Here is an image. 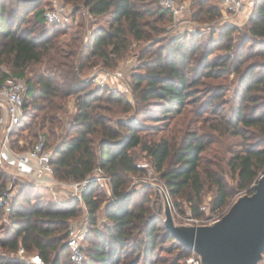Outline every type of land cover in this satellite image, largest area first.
I'll return each mask as SVG.
<instances>
[{"label": "trees", "instance_id": "1", "mask_svg": "<svg viewBox=\"0 0 264 264\" xmlns=\"http://www.w3.org/2000/svg\"><path fill=\"white\" fill-rule=\"evenodd\" d=\"M9 1L0 0L1 81L12 75L29 86L24 116L12 133V150L29 151L40 135L35 136L29 148L26 142L20 144L22 136L15 138L19 132H33L50 125L47 136L43 135L57 141L50 150L58 179L84 181L100 167L111 180L114 201L105 206L110 225L105 235L96 234L100 244H92L86 264H186L192 251L172 236L160 211L153 214L144 201L131 208L137 188L124 199L131 187V176L145 172L138 165L134 151L140 149L147 155L175 205L187 203L193 217L204 216L202 205L207 185L214 189L211 213L231 208L235 187L224 176L222 163H211L222 172L218 175L211 165L203 163V155L220 134L246 140L248 131H255L256 138L264 141V63L247 64L255 57H264V0L255 1L240 42H235L233 37L237 28L227 25L218 38L212 34L204 44L199 34H193L190 38L168 39L164 45L159 41L141 50L140 59L149 55V60L143 66L145 73L132 76L134 101L139 106L145 103L155 107L161 115L150 118L156 122L181 114L196 96L193 89L205 80H219L231 74L239 77L237 105L231 115L217 105L225 99L224 90L211 87L196 120L190 121L188 117L183 120L185 124L189 121L188 125L178 123L171 136L160 139L146 138L139 126L127 119L113 124L109 114L138 112V109L122 92L93 87V81L80 77L87 68L98 65L110 68L133 42L151 41L160 36L167 17L172 15L157 7L159 0H65L82 3L91 15H108L112 20L110 27L98 30L87 45L73 38L60 46L56 39L61 29L45 31L46 11L40 8V0H16V6H10ZM211 1L192 0L196 15L221 17L218 7L207 6ZM31 17L35 19L34 27H25ZM216 51L225 54L213 57ZM3 66L9 71L2 73ZM71 97H75L76 112L70 127L58 136L54 130L60 124L58 113L66 111L67 99ZM31 111L37 112L36 118L42 113L41 118L34 121ZM196 121L200 128L193 127ZM228 166L231 177L237 180L236 189H250V195L253 194V185L264 175V142L232 152ZM95 188L92 185L83 195L92 225H96L102 208V202L94 196ZM3 189L1 184L0 195ZM142 189L147 200L153 190ZM27 202V206L18 200L13 204L10 216L14 238L3 246L13 252L20 247L35 250L45 264H51L53 259L54 264H62L66 256L75 264L67 241L70 222L81 211L78 203L71 208L49 209ZM159 250L170 254L177 251V256L166 260L159 256ZM0 264L27 263L0 258Z\"/></svg>", "mask_w": 264, "mask_h": 264}, {"label": "rangeland", "instance_id": "2", "mask_svg": "<svg viewBox=\"0 0 264 264\" xmlns=\"http://www.w3.org/2000/svg\"><path fill=\"white\" fill-rule=\"evenodd\" d=\"M40 1V8H43L46 12L49 10L62 9L63 14L69 17V22L63 25H50L48 23L45 24L44 28L47 32L49 30L53 31L55 28L61 29L56 39L58 42L57 45L59 46L64 43L68 44L73 38H77L80 43L83 42L84 45H87L94 38V35L98 30H105L110 27L112 20L110 16H93L82 3H67L65 0ZM177 1L180 3H187L188 12L184 14V16L179 20L176 27L173 18L167 17L165 30L160 36L155 37L151 41L133 42L130 45L128 52L124 54V56H122L119 60H117L118 62H113L110 68L107 69L106 67H103V65H98L94 69H85L80 76L81 79L88 81L97 75L103 76V73H108L112 76L118 72H121L123 74L122 81L112 79L110 76V78H108V80H106L103 84H99L97 81H94L93 87L108 88L112 92H122L125 96H127V98L133 102L135 110L138 109V112L131 111L129 113H117L115 115L109 114L108 116L112 119L113 124L122 119H127L134 122L139 126L142 134L146 138L154 137L155 139H160L163 136L169 137L171 136L173 129L178 126V123H180L179 126L182 123L185 124L183 120H186L188 117L190 121H195L196 113L205 103V97L207 96V92L211 87L222 88L224 90L223 92L225 93V99L221 102H218L217 105H219L220 109L225 111L226 114L231 115L235 110V106L237 105L235 98L238 92L239 77L236 74H231L228 77L219 80H205L203 85L193 89L196 96L194 99H190L189 105L186 107V109L179 115L167 117L168 119L166 120L161 119L158 122L153 121L150 118L152 115H161L158 113L157 109L153 106L149 107V104L143 103L139 106V104L135 103L132 90V76L134 74L145 73L143 66L146 64L145 62L149 60V55L146 56L144 60L140 59V56H142L140 55L141 50L154 46L159 41L163 42L162 45H164L168 39L190 38L193 34H199V36H201L200 42L204 44L206 41H209V38L212 34L218 38L220 33L223 32L224 27L227 25L237 28L238 31L233 34V37L236 40L235 42H240L242 35L247 31L249 19L252 15L256 0H246L248 9L243 15H235L233 12L225 9L220 0H212L207 6H216L220 9L221 17L217 19H211L209 14H206V16H197L192 5V0ZM9 4L10 6H16V0H10ZM157 7L163 8L161 0L158 1ZM34 24L35 19L31 17L25 27H34ZM220 54L225 53L224 51H216L213 57ZM255 62L259 64L264 63V57H255L248 61L247 64ZM1 70L2 73L9 71L7 66H3ZM1 78L2 74L0 75V86L2 84ZM193 101H196V103ZM66 104V111L58 113L60 124H57V127L54 128L58 136L70 127L73 119L72 117L76 112L75 97L67 99ZM2 113L3 108L0 105V116ZM31 113L32 119H34V121H37L38 118H41L42 116V113H38V118H36L34 116L37 112L31 111ZM189 123V121H186L185 126ZM49 127L50 125H47L45 129L39 128L34 129L33 132L28 130L19 132L18 135H15V138H17V136H22L20 144H25L26 142L30 148L31 144L34 142L35 136L38 134L46 135L48 133ZM193 127L200 128V125L196 121ZM146 129L148 130L146 131ZM255 134V131H248V137L246 140L228 135L225 136L223 134H220L218 137L216 135L214 143L210 145L208 151L203 155V163L206 165H211V163H222L224 168V176L226 177L228 183L235 187V193L231 202V206L241 197L250 195V189H236L237 180L231 177L228 164L232 159V152H238L243 146H258L264 142L260 139H257ZM181 136V134L178 135V138L180 139ZM27 137L28 139H26ZM1 139L2 135L0 133V185L4 184L3 193L0 195V258L21 260L27 264H34L32 262V256L37 255V251L35 250L28 251L23 249V247H20L18 251L13 252L6 246H3L8 244L14 238L13 234L11 233L12 220L10 215L13 204L16 200L25 206L29 204L27 201L30 200L34 205L41 204L49 209L71 208L78 203V208L81 211L77 218L71 220L68 228V234L71 228L86 231V240L83 243V248L86 255V261H84V264H86L89 260V252L92 244H100V239L96 237V234L100 232L105 235L106 227L110 225V222L105 216V206L112 204L114 198L112 197L110 189L107 185L108 181L102 180L101 183L90 185V187L92 185L96 187L94 196H97L98 200L102 202V208L98 213V221L96 225H92L83 198L76 199L71 193L73 189V181H62L56 177L55 173L50 180L43 182H28L24 180H18L12 176V168L5 162H1ZM47 139L48 148L50 149L51 145L57 141L55 138L47 137ZM13 151L19 154V152L16 150L13 149ZM134 153L137 157L138 165L143 168L145 172L143 174L131 176L132 183L131 187L128 189V193H131L136 188L138 189V192L136 195H134V201L131 204V208L135 204H141L144 201L146 205L152 208L153 214L158 215L160 207L164 205V201L162 200L160 194V192L163 191L167 196L175 223L178 226H192L189 220L193 216L189 205L187 203H181V206L177 207L175 205L174 199L170 196L163 182L160 180L159 175L153 169L150 159L147 157V155L140 149H136ZM211 168L216 174H222V172L216 169L215 165H211ZM102 176L105 175L102 174ZM90 187L85 192H87ZM143 187L151 188L153 190V194L147 200H145V191L142 189ZM213 190L214 189H212L210 185H207L204 204L202 205L204 216L200 218L203 221H207L208 223L210 222L211 224L222 219L229 209L228 208L217 214L211 213L210 208ZM160 217L165 221L166 217L164 213H161ZM166 246V248H169L170 244H167ZM158 254L161 256V258L173 260L177 256V251H173V254H170L167 251L159 250ZM191 257L192 254L187 257L185 260L186 264H189L188 261ZM51 264H54V259L52 260ZM62 264H71L68 261L67 256L62 259Z\"/></svg>", "mask_w": 264, "mask_h": 264}, {"label": "built area", "instance_id": "3", "mask_svg": "<svg viewBox=\"0 0 264 264\" xmlns=\"http://www.w3.org/2000/svg\"><path fill=\"white\" fill-rule=\"evenodd\" d=\"M225 9L233 12L235 15H243L248 9L246 0H220ZM164 9L170 12L175 22V27L179 20L188 12V4L180 3L177 0H161ZM46 22L50 25H63L69 22V17L63 14L62 9L49 10L45 14ZM97 75L92 80L99 84L105 83L110 74ZM112 79L118 81L123 80V74L118 72L111 76ZM29 91V86L25 80L9 75L0 86V105L3 113L0 116V133L1 139V162H5L12 168V176L18 180L43 182L50 180L54 176V168L52 165V151L48 148L47 139L40 134L35 141L33 147L25 153H16L10 146L11 137L14 129L21 123L24 116L25 99ZM9 156L12 160L6 159ZM105 175V176H102ZM108 181L107 185L112 195L111 180L105 172L97 167L93 174L86 180L76 182L73 181V189L71 193L76 199H82L85 191L91 184ZM12 196V194H11ZM192 226H208L211 223L203 221L200 218H190ZM86 240V231L71 228L68 234L67 246L70 250L71 260L75 264H84L86 255L83 243ZM34 264H45L43 258L37 254L32 256ZM189 264H202L200 258L192 251V257L188 261ZM261 264H264V258Z\"/></svg>", "mask_w": 264, "mask_h": 264}, {"label": "water", "instance_id": "4", "mask_svg": "<svg viewBox=\"0 0 264 264\" xmlns=\"http://www.w3.org/2000/svg\"><path fill=\"white\" fill-rule=\"evenodd\" d=\"M93 81L88 80L87 82ZM254 193L237 200L222 219L208 226H178L169 202L160 207L172 236L202 264H261L264 258V175ZM129 195L126 194L124 199Z\"/></svg>", "mask_w": 264, "mask_h": 264}, {"label": "bare ground", "instance_id": "5", "mask_svg": "<svg viewBox=\"0 0 264 264\" xmlns=\"http://www.w3.org/2000/svg\"><path fill=\"white\" fill-rule=\"evenodd\" d=\"M160 194H161L162 200L164 201V204L166 205L168 203V199H167L165 192L161 191Z\"/></svg>", "mask_w": 264, "mask_h": 264}, {"label": "crops", "instance_id": "6", "mask_svg": "<svg viewBox=\"0 0 264 264\" xmlns=\"http://www.w3.org/2000/svg\"><path fill=\"white\" fill-rule=\"evenodd\" d=\"M251 4V3H250ZM6 159L11 161L12 159L9 156H6Z\"/></svg>", "mask_w": 264, "mask_h": 264}]
</instances>
